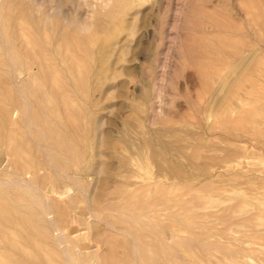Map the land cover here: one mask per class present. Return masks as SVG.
<instances>
[{
	"label": "rangeland",
	"instance_id": "rangeland-1",
	"mask_svg": "<svg viewBox=\"0 0 264 264\" xmlns=\"http://www.w3.org/2000/svg\"><path fill=\"white\" fill-rule=\"evenodd\" d=\"M33 1L0 0V253L15 264H264V151L217 117L230 106L242 116L259 57L264 87V0ZM212 66L223 78H206ZM157 150L190 175L160 170Z\"/></svg>",
	"mask_w": 264,
	"mask_h": 264
},
{
	"label": "bare ground",
	"instance_id": "bare-ground-1",
	"mask_svg": "<svg viewBox=\"0 0 264 264\" xmlns=\"http://www.w3.org/2000/svg\"><path fill=\"white\" fill-rule=\"evenodd\" d=\"M41 1H43V0H41ZM80 1V0H79ZM120 1H126V0H120ZM32 4H34V2L35 1H33L32 0ZM37 2V1H36ZM35 2V3H36ZM84 2H86V0L84 1ZM42 3H44V1L42 2ZM66 3V2H65ZM75 5V4H74ZM33 6V5H32ZM36 7H38L37 6V3H36ZM36 7H35V10H36ZM17 8V7H16ZM31 8V7H30ZM43 8V7H42ZM12 9V8H11ZM15 9V8H14ZM13 9V10H14ZM34 9V8H33ZM37 9H40V8H37ZM44 9V8H43ZM30 10V9H29ZM32 10V9H31ZM42 10V9H41ZM50 10V14L52 13L51 12V9H49ZM16 11V10H15ZM62 11V10H61ZM76 11H77V9H76ZM14 12V11H13ZM47 12V11H46ZM39 13V12H38ZM43 12H41V14H42ZM62 13V12H61ZM36 14V13H35ZM41 14H39V15H41ZM46 15V17H45V19L47 18V13H45ZM38 15V16H39ZM53 15V14H52ZM78 15V14H77ZM81 15V14H80ZM42 16V15H41ZM51 16V15H50ZM55 17V16H54ZM113 16H112V14H111V18H112ZM41 18V17H40ZM52 18V17H51ZM61 18H64V17H61ZM66 18V17H65ZM44 19V20H45ZM49 19V18H48ZM74 19H76V18H74ZM74 19H72V20H74ZM99 19V18H98ZM71 20V19H70ZM81 20V22L82 21H84V19L82 20V19H80ZM86 20V19H85ZM50 22H51V20H49ZM68 21V20H67ZM66 21V22H67ZM41 22V21H40ZM55 22H57V20L55 21ZM70 22V21H69ZM74 22V21H73ZM103 22H105L104 20H103ZM48 23V20H46V22H45V24H44V26L46 25ZM76 22H74V24H75ZM49 24V23H48ZM47 24V26L46 27H49L50 25H48ZM50 24H52V22L50 23ZM54 24H56V23H54ZM61 24V23H60ZM73 24V23H72ZM83 24V23H82ZM41 25V24H40ZM62 25V24H61ZM78 25H81L80 24V22L78 23ZM57 26V25H56ZM172 27V26H171ZM50 28V27H49ZM48 28V29H49ZM22 29H23V27H22ZM32 29V28H31ZM56 29V28H55ZM72 29V28H71ZM170 30V29H169ZM18 31H20V29L18 30ZM32 31H33V29H32ZM72 31V30H71ZM23 32V31H22ZM55 32H57V30H55ZM58 32H60V33H62L61 35L62 36H64V34H65V32L63 31V28H61V29H58ZM73 32H71L70 34H72ZM8 35V34H7ZM33 35V34H32ZM15 36V35H14ZM25 37L24 39H26L27 38V36H28V34H27V32H23L22 33V35H21V37ZM30 37V36H29ZM48 37V36H47ZM223 37V36H222ZM225 37V36H224ZM227 37V36H226ZM2 38V37H1ZM39 38V37H38ZM73 38V37H72ZM5 39V38H4ZM16 39V38H15ZM23 39V40H24ZM83 39V38H82ZM227 39V38H226ZM19 40V39H18ZM27 40V42H25L24 43V46H25V48L27 49V50H30V51H32L33 53H34V51L36 50V48H35V45H31L32 43L30 42H28V38L26 39ZM32 40V39H31ZM70 40V39H69ZM32 41H34V40H32ZM60 41V40H59ZM71 41V40H70ZM78 41H81V40H78ZM1 42V41H0ZM227 42H228V45H230L231 46V41H228L227 40ZM12 43V42H11ZM58 43V42H57ZM64 43V42H63ZM63 43H62V41H61V43L59 44L60 46H63ZM78 43V42H77ZM223 43V42H222ZM2 44H4V43H2ZM53 44V43H52ZM75 44H76V42H75ZM81 45L80 46H82V41H81V43H80ZM57 45V44H56ZM211 45V44H210ZM4 46H5V44H4ZM48 46V45H47ZM76 46V45H75ZM79 46V45H78ZM77 46V48L79 49V47ZM64 47V46H63ZM249 47H252L253 48V46H249ZM2 48V47H1ZM24 48V49H25ZM40 48H41V45H40ZM68 48H70L69 46H67V49ZM81 48H83L84 50H85V48L84 47H81ZM88 48V47H87ZM43 49V48H42ZM65 49V48H64ZM77 49V50H78ZM2 50H4L5 51V49H3L2 48ZM7 50V49H6ZM61 50H63L62 48H61ZM8 51V50H7ZM47 51V50H46ZM81 51V50H80ZM3 52V51H2ZM1 52V53H2ZM9 52V51H8ZM42 52V51H41ZM64 52V51H63ZM6 53V52H5ZM4 53V54H5ZM43 53V52H42ZM215 53V52H214ZM71 54V53H70ZM69 54V55H70ZM72 54H74V53H72ZM8 55H9V53H8ZM18 55H19V53H18ZM34 55V54H33ZM45 55V54H44ZM56 55V54H55ZM77 55V54H76ZM215 55V54H214ZM10 56V55H9ZM43 56V55H42ZM50 56V55H49ZM72 56V55H71ZM11 57V56H10ZM43 58V57H42ZM42 58H40V59H42ZM63 58H65V57H63ZM73 58V57H72ZM76 58V57H75ZM149 58V57H148ZM6 59V58H5ZM8 59V58H7ZM45 59V58H44ZM153 59V58H152ZM3 60V59H2ZM15 60V59H14ZM49 60V59H48ZM52 59H50V61H51ZM54 60V59H53ZM78 60V59H77ZM210 60V59H209ZM208 60V61H209ZM7 61V60H6ZM72 61V60H71ZM85 61V60H84ZM86 61H87V59H86ZM79 62V61H78ZM88 62V61H87ZM211 62V61H210ZM209 62V63H210ZM16 63V62H15ZM201 63V62H200ZM199 63V64H200ZM8 65V64H7ZM9 65H10V63H9ZM27 65V64H26ZM38 65H39V63H38ZM42 65V64H41ZM77 65V64H76ZM75 65V66H76ZM18 67V66H17ZM83 67V66H82ZM63 69H65V68H63ZM200 69H201V71H203L204 72V74H205V76H206V78H208V77H215V76H222V78H223V76H224V70L223 69H221V68H219V67H211V68H209L208 67V69H206V71H205V69H202L201 67H200ZM50 70H51V67H50ZM67 70V69H66ZM32 71V70H31ZM57 71V70H56ZM59 71V70H58ZM57 71V72H58ZM261 71H262V67H261V57H259L258 59H257V61L254 63V65L252 66V68L250 69V73H248V75H250V76H248L247 78H248V80L250 81V87L248 86V88H250V91L248 92V96L244 99L245 100V102H244V105H242L243 107H242V109H244L243 110V114H242V116H241V114H240V117L238 116L237 117V115L234 113L233 114V112H234V109H232L231 108V106H230V109L228 108V107H224V108H221V110L220 109H217V111H216V109H214V112H215V114L216 113H218V111H219V113H218V115L219 116H217V117H219V124L220 125H223V123H224V121H227L228 119L230 120V121H232L234 124H232V126L231 127H233V125L235 126V127H238V129L240 128V129H242L243 131H245L246 133H247V135L248 134H250V136L247 138V139H251V140H253V142L257 145V147L259 148V149H263V151H264V87H262V86H260L259 84H260V81H261ZM13 72V71H12ZM51 72V71H50ZM207 72H209V73H207ZM14 74V73H13ZM51 75V74H50ZM8 76V75H7ZM74 76V75H73ZM246 76V75H245ZM15 77H16V75H15ZM14 77V78H15ZM20 77V76H19ZM51 77V76H50ZM62 78V77H61ZM245 79H246V77H244ZM15 79H17V78H15ZM14 79V80H15ZM64 79V78H63ZM18 80V79H17ZM20 80V79H19ZM50 80V79H49ZM80 80V79H79ZM82 80V79H81ZM247 80V79H246ZM22 81V80H21ZM20 81V82H21ZM83 81V80H82ZM7 82V81H6ZM15 83V82H14ZM51 83V82H50ZM65 83V82H64ZM83 83V82H82ZM12 84V83H11ZM15 85V84H14ZM211 85V84H210ZM16 86V85H15ZM53 86V85H52ZM203 86H204V88L206 87L204 84H203ZM243 86V85H242ZM20 87V86H19ZM50 87V86H49ZM23 88V87H22ZM16 89H17V87H16ZM25 89V88H24ZM212 89V88H211ZM149 90H150V88H149ZM149 90H147V91H149ZM157 90V89H156ZM206 90H208L207 88H206ZM240 90V89H239ZM244 90V89H243ZM247 90V89H246ZM26 91V90H25ZM150 92V91H149ZM244 91H242L241 92V94L243 93ZM17 93L19 94V91H17ZM77 93V92H76ZM157 93V92H156ZM61 94V93H60ZM70 94H72V92H70ZM238 94V93H237ZM241 94H240V96L239 97H241ZM24 94H22V97H25V96H23ZM65 95V94H64ZM155 95V94H154ZM235 95H236V93H235ZM19 96H21V95H19ZM160 96V95H159ZM207 96V95H206ZM228 96V95H227ZM226 96V97H227ZM237 96V95H236ZM21 97V98H22ZM69 97V96H68ZM68 97H67V99H68ZM239 97H237V99L239 98ZM254 98V100H255V102L254 103H251V99H253ZM27 99V98H26ZM25 99V100H26ZM154 99V98H153ZM159 99H161V98H159ZM69 101H70V99H68ZM151 100V99H150ZM242 100V99H241ZM249 100H250V102H249ZM27 101V100H26ZM73 101H75V100H73ZM152 101V100H151ZM248 101V102H247ZM28 102V101H27ZM64 103V102H63ZM73 103V102H72ZM203 103V102H202ZM245 103H251V105L249 106V107H247V106H245ZM27 105V104H26ZM48 105V104H47ZM147 106V105H146ZM154 107H155V105H153ZM152 105H150V109H153L154 107H153ZM226 106V105H225ZM245 106V107H244ZM29 108V107H28ZM79 108H80V106H79ZM148 108V107H147ZM76 109H77V107H76ZM138 109L139 108H137L136 110L138 111ZM211 109V108H210ZM30 110V109H29ZM46 110V109H45ZM207 110V108H205V111ZM212 110V109H211ZM31 111V110H30ZM29 111V112H30ZM139 111H141L140 109H139ZM146 111H147V109H146ZM145 111V112H146ZM161 111V110H160ZM24 112V111H23ZM46 112V111H45ZM81 112H83L82 111V109H81ZM148 112V111H147ZM212 112V111H211ZM210 111L208 112V113H211ZM28 113V112H27ZM140 113V112H139ZM142 113V112H141ZM30 114H31V112H30ZM37 114V113H36ZM146 114V113H145ZM154 114V113H153ZM152 114V115H153ZM211 114H213V113H211ZM210 114V115H211ZM4 115L6 116V117H9V119H11V121H12V124H13V126L14 127H10V129H9V134H10V136H11V140H10V142L13 144V146L16 148V147H18V145H19V138H18V128L16 127V124L18 123V119H17V117L19 116V109H17V108H12V109H8L5 113H4ZM28 115V114H27ZM67 115H68V113H67ZM210 115L208 114V118H210ZM214 115V114H213ZM213 115H211L212 117H213ZM236 117H235V116ZM30 116V115H29ZM41 117V116H40ZM142 117V116H141ZM211 117V118H212ZM74 118H75V116H74ZM147 119V118H146ZM216 119V118H215ZM55 120V119H54ZM57 120V119H56ZM59 120V119H58ZM142 120H144V119H142ZM213 120H214V118H213ZM26 121H27V119H26ZM25 121V122H26ZM31 121V120H30ZM209 121V120H208ZM216 121V120H215ZM24 122V123H25ZM54 122H56V121H54ZM144 122H145V120H144ZM186 123V122H185ZM185 123H183V124H185ZM56 124H58V123H56ZM141 124V123H140ZM211 124H213V123H211ZM211 124H209V125H211ZM218 124V123H217ZM26 125V124H25ZM148 126V125H147ZM28 127V126H27ZM35 127V126H34ZM63 127V126H62ZM66 127V126H65ZM186 127V126H185ZM217 127V126H216ZM223 127H225L224 125H223ZM235 127H233L234 129H235ZM23 128H25V127H23ZM187 128V127H186ZM204 128V127H203ZM213 128V127H212ZM215 128V127H214ZM26 129V128H25ZM66 129V128H65ZM0 130H1V128H0ZM42 130H45V129H42ZM45 132V131H44ZM145 132H146V130H145ZM149 131H147V133H148ZM155 132H156V129H155ZM206 132H207V130H206ZM157 133V132H156ZM177 134H179V132H176ZM175 133V134H176ZM26 134L27 135H30V134H28L27 133V129H26ZM46 134V133H45ZM153 134V133H152ZM159 134H161V133H159ZM52 135H53V133H52ZM162 135V134H161ZM195 135V134H194ZM205 135V134H204ZM203 135V136H204ZM217 135V134H216ZM225 135V134H224ZM31 136V135H30ZM29 136V137H30ZM197 136V135H196ZM213 136V135H212ZM28 137V136H27ZM42 137V136H41ZM46 137V136H45ZM216 137V136H215ZM31 138V137H30ZM77 138V137H76ZM238 138V137H237ZM240 138H241V136H240ZM200 139H201V137H200ZM223 139V138H222ZM233 139V138H232ZM231 139V140H232ZM34 140V139H33ZM240 140V139H239ZM31 141H32V139H31ZM36 141V140H35ZM45 141V140H44ZM49 141V140H48ZM153 141V140H152ZM227 141V140H226ZM243 141V140H242ZM42 142V141H41ZM75 142V141H74ZM154 142V141H153ZM200 142V141H199ZM240 142V141H239ZM146 147H151V139H150V137H148L147 139H146ZM198 143V142H197ZM240 143H243V142H240ZM39 144V143H38ZM47 144H48V142H47ZM135 144H137V143H135ZM142 144V143H141ZM172 144V142L171 141H165V142H163V145H165V146H170ZM199 144V143H198ZM233 144V143H232ZM143 145H144V143H143ZM143 145H141L142 147H143ZM148 145V146H147ZM154 145H160V144H155L154 143ZM237 145V144H236ZM39 146H41V144H39ZM47 146V145H46ZM197 146V145H196ZM41 147H43V145L41 146ZM47 147H49V146H47ZM51 147V146H50ZM155 147V146H154ZM179 147V146H178ZM202 148H204L203 146H201ZM155 148H157V147H155ZM164 148V147H163ZM169 148V147H168ZM197 148H198V146H197ZM200 148V147H199ZM198 148V149H199ZM150 149V148H149ZM149 149L147 150V148H146V151H144V152H146V157H148L150 154H147L148 152L147 151H149ZM182 149H184V147L181 145L180 146V150H182ZM191 149V146H190V148H189V150ZM140 150H142V149H136V151H137V153L139 154V157H140V161H141V158L143 159L144 158V152H142V151H140ZM145 150V149H144ZM150 150H152L153 151V148H151ZM192 150V149H191ZM241 150H244V147H242V149ZM82 151V150H81ZM155 151V150H154ZM158 151V153L156 152L155 153V159L156 160H158V162H159V168H160V170H163L164 172L166 171V172H172V173H174L175 174V177L176 176H179L180 178H183V177H188L189 175H190V173H188V171H186V170H184V168H183V166L180 164V163H177V162H175L171 157H167L165 154H163L162 152H160L159 150H157ZM132 153V152H131ZM136 152H134V154H135ZM136 153V154H137ZM150 153V152H149ZM238 153H240V152H238ZM60 155V154H59ZM151 155H153V154H151ZM191 155V154H190ZM226 155H228V154H226ZM52 156V155H51ZM58 156V155H57ZM194 156L196 157V158H200V155H199V153H196V154H194L193 153V155L191 156V158H192V160L194 161ZM9 157V156H8ZM139 157H137L138 159H139ZM230 157L231 156H228L225 160H229L230 159ZM263 157H264V155L262 156L261 155V159H263ZM17 158H18V156H17ZM31 158V157H30ZM62 158H63V156H62ZM64 158H65V156H64ZM137 158H135V159H137ZM10 159V158H9ZM133 159V161L135 160L134 158H132ZM153 158L151 157V159H150V157L147 159V160H149L150 162H148L147 160V162L149 163V165H152V163L154 162L153 160H155V159H153ZM63 160V159H62ZM65 160H67V159H65ZM68 160H70V159H68ZM153 162H152V161ZM236 160L234 159V162H235ZM252 161V160H251ZM65 162V161H64ZM146 162V163H147ZM152 162V163H151ZM195 162V161H194ZM135 164H137V162H134ZM230 163H232V161L230 160ZM236 163V162H235ZM23 164V163H22ZM139 164V163H138ZM249 164V163H248ZM146 165H148V164H146ZM130 166V165H129ZM139 166V165H138ZM143 166H145L144 164H143ZM197 166H200V168L202 169V173L204 174V175H206V177H210V176H212V175H216L215 174V172L216 171H213V166H214V164H212V163H210V162H208V161H205V163H203V164H199V165H197ZM225 168H226V165L224 166ZM229 167V166H228ZM131 168V167H130ZM144 168V167H143ZM149 168V167H148ZM150 168H151V166H150ZM188 168V167H187ZM66 169V168H65ZM140 169V168H139ZM152 169V168H151ZM196 169V168H195ZM237 170V169H236ZM27 171V170H26ZM32 171V170H31ZM59 171H60V169H59ZM143 171H144V169H143ZM142 172V171H141ZM29 173V172H28ZM62 173V172H61ZM201 173V174H202ZM142 175H143V173H141ZM226 174V173H225ZM65 175H66V173H65ZM227 175V174H226ZM230 175V174H229ZM244 175V174H243ZM261 179H264V167H262L260 170H259V173L257 174ZM61 176H62V174H61ZM69 176H71V175H69ZM232 176V175H231ZM246 176V175H245ZM244 176V177H245ZM31 177V176H30ZM63 177V176H62ZM65 177V176H64ZM170 177V176H169ZM175 177H174V179H175ZM23 178V177H22ZM70 178V177H69ZM170 178H172V176L170 177ZM170 178H168V180L170 179ZM71 179V178H70ZM192 179V178H191ZM198 179V178H197ZM22 180V179H21ZM157 180V179H156ZM180 180H182L183 181V179H180ZM14 181H16V180H14ZM18 181L20 182V180L18 179ZM71 181V180H70ZM160 181V180H159ZM162 181H163V179L161 178V183H162ZM172 181V180H171ZM187 181H189V180H187ZM193 181V180H192ZM74 182H76V181H74ZM165 182V181H164ZM202 182H204V181H202ZM1 183V182H0ZM23 183V182H22ZM21 183V184H22ZM16 184H18V182H16ZM20 184V185H21ZM25 184H28V183H25ZM79 184V183H78ZM133 184V183H132ZM173 184V183H172ZM171 184V185H172ZM183 184V183H182ZM12 185V184H11ZM15 185V184H14ZM29 185V184H28ZM34 186H35V184H33ZM81 185V184H80ZM150 185H154V183H152V184H150ZM149 184H147L146 186H150ZM156 185V184H155ZM154 185V186H155ZM207 185V184H206ZM25 186H27V185H25ZM78 186V185H77ZM130 186V185H129ZM151 186V187H152ZM179 186V185H178ZM182 185H180V187H181ZM30 187H32V186H30ZM144 187V186H143ZM179 187V188H180ZM36 188H37V186H36ZM82 188V187H81ZM125 188H126V186H125ZM128 188V187H127ZM189 188V187H188ZM27 189V191H28V187L27 188H25V190ZM31 189V188H30ZM39 189H40V186H39ZM171 189V188H170ZM191 189V188H190ZM34 190V189H33ZM36 190V189H35ZM137 190V189H136ZM37 191V190H36ZM40 191V190H39ZM161 191V190H160ZM26 192V191H25ZM40 192H42V191H40ZM16 193V192H15ZM46 193V192H45ZM29 194V193H28ZM31 194V193H30ZM29 194V195H30ZM43 194V193H42ZM33 195H34V193H33ZM32 195V196H33ZM164 195V194H163ZM32 196H30L31 198H32ZM136 196V195H135ZM5 197V196H4ZM29 197V196H28ZM37 197L38 196H35L34 195V197L32 198V200L35 198V199H37ZM25 198H27V197H25ZM47 198V197H46ZM132 198V197H131ZM134 198V197H133ZM34 199V200H35ZM39 200L41 199V198H38ZM2 200V199H1ZM5 200V199H4ZM27 200V199H26ZM38 200V203L40 204V202L41 201H39ZM8 203H10L9 201H7ZM21 202V201H20ZM25 202V201H24ZM43 202V201H42ZM140 202V201H139ZM22 203H23V201H22ZM31 203V202H30ZM33 203H35V204H37L36 202H33ZM152 203H153V201H152ZM158 203V202H157ZM14 204V203H13ZM13 204H11V205H13ZM17 204V203H16ZM29 204V203H28ZM41 204H43V203H41ZM40 204V205H41ZM44 204H45V202H44ZM48 204V203H47ZM132 204H134V202L132 203ZM31 205V204H30ZM29 205V206H30ZM34 204H32V206H33ZM38 205V204H37ZM51 205V204H50ZM106 205V204H105ZM20 206V205H19ZM35 206V205H34ZM45 206H47L46 204H45ZM42 207V209H43V211H45L44 210V208L46 209V207ZM235 206V205H234ZM40 207V206H39ZM38 207V208H39ZM19 208H21V207H19ZM36 208V207H35ZM262 209H264V208H262ZM38 210H40V209H38ZM22 211V210H21ZM20 211V212H21ZM41 211V210H40ZM48 211V210H47ZM31 212H34V211H31ZM38 212V211H37ZM22 213V212H21ZM40 213V212H39ZM41 214V213H40ZM43 214V213H42ZM45 215H46V213H44ZM33 215V214H32ZM36 217V216H35ZM40 217H41V215H40ZM42 217H43V215H42ZM45 218V217H44ZM51 218V217H50ZM34 219V218H33ZM36 220V219H35ZM52 220V219H51ZM250 220V219H249ZM28 221V220H27ZM136 221V220H135ZM156 221V220H155ZM44 222H47V221H44ZM37 223V222H36ZM40 223H41V221H40ZM38 224V223H37ZM44 224V223H43ZM149 224V223H148ZM173 224H175V223H173ZM45 225V224H44ZM49 225V224H48ZM5 226V225H4ZM150 226V225H149ZM45 228V227H44ZM19 229V228H18ZM59 229V228H58ZM66 229V228H65ZM143 230V229H142ZM59 231V230H58ZM163 231V230H162ZM35 232V231H34ZM57 232V231H56ZM60 232V231H59ZM62 232V231H61ZM60 232V233H61ZM128 232V231H127ZM21 234V233H20ZM27 234V233H26ZM59 234V233H58ZM129 234H131V233H129ZM32 235H33V233H32ZM60 235V234H59ZM58 235V236H59ZM150 235V234H149ZM1 236V235H0ZM44 236V235H43ZM29 237V236H28ZM35 237V236H34ZM60 237V236H59ZM134 237V236H133ZM40 238V237H39ZM58 238V237H57ZM61 238V237H60ZM47 239V238H46ZM51 239V238H50ZM55 239V238H54ZM60 240V239H59ZM181 240V239H180ZM44 241H45V239H44ZM54 242H56V241H54ZM135 243V242H134ZM60 245H62L61 244V242L59 243ZM134 245V244H133ZM59 246V245H58ZM62 246H64V245H62ZM61 246V247H62ZM50 247V246H49ZM60 247V248H61ZM57 248H59V247H57ZM63 248H65V247H63ZM133 248V247H132ZM131 248V249H132ZM133 249H135L136 250V248H133ZM62 250V249H61ZM63 251V250H62ZM61 251V252H62ZM34 252V251H33ZM135 253H136V251H134ZM65 253V252H64ZM133 254V253H132ZM131 254V255H132ZM69 255H71V254H69ZM135 257H136V255L135 254H133ZM21 256H23V255H21ZM68 257V256H67ZM23 258H24V256H23ZM62 258H63V255H62ZM65 258H66V255H65ZM73 258V257H72ZM41 259V258H40ZM68 259H69V257H68ZM74 259V258H73ZM65 260V259H64ZM70 260V259H69ZM79 260V259H78ZM72 261V260H71ZM70 261V262H71ZM26 263V262H25ZM78 263V262H77ZM0 264H15V262H13V261H9L3 254H1L0 253ZM79 264V263H78Z\"/></svg>",
	"mask_w": 264,
	"mask_h": 264
}]
</instances>
